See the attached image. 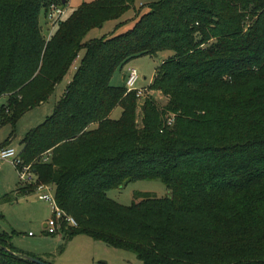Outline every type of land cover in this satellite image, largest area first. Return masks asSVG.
<instances>
[{
  "label": "trees",
  "instance_id": "trees-1",
  "mask_svg": "<svg viewBox=\"0 0 264 264\" xmlns=\"http://www.w3.org/2000/svg\"><path fill=\"white\" fill-rule=\"evenodd\" d=\"M135 1L82 4L46 41L41 12L61 0H0V127L46 102L85 50L53 115L20 143L77 223L61 232L142 264H264V0H160L128 32L85 42ZM163 52L148 91L166 103L146 99L139 124L136 92L111 82ZM144 180L171 198L138 193L125 207L108 197ZM23 256L50 264L0 234V264H34Z\"/></svg>",
  "mask_w": 264,
  "mask_h": 264
},
{
  "label": "rangeland",
  "instance_id": "rangeland-1",
  "mask_svg": "<svg viewBox=\"0 0 264 264\" xmlns=\"http://www.w3.org/2000/svg\"><path fill=\"white\" fill-rule=\"evenodd\" d=\"M97 0H68L64 6L67 15L62 21L67 20L70 15L82 4H88ZM160 0H136L135 6L125 13L118 21H110L102 28L93 29L85 38V42L100 40L118 36L133 29L141 16L150 11V5ZM61 21V22H62ZM60 24V23H59ZM59 24L52 26L45 19L42 11L40 25L42 35L46 41L58 31ZM171 55V52L160 53L157 57H141L131 61L123 69L118 70L113 79L112 85L124 87L123 76L129 68H134L140 75L137 84L138 89H148L155 77V74L162 62ZM85 50H81L78 58L70 68L68 74L57 85L49 99L41 105L25 113L13 127L10 123L0 127V146L12 142V146L22 152L21 140L33 129L43 124L53 115L56 106L63 99L68 85L73 81L77 71L74 66L80 67ZM148 98H154L160 105L166 103L160 93L145 91L144 96L138 99V123L141 121V106ZM7 103V98L0 99V107ZM122 113L120 107L116 108L112 119H119ZM20 187L26 188L18 179L15 168L5 163L0 170V234H7L10 237L13 247L21 253L41 257L50 264H142L135 254L123 250L113 249L102 242L94 241L87 235H77L71 240L67 235L59 232L57 235H48L45 225L52 219V207L47 201L40 198L41 192L25 197L19 196L16 190ZM138 193L152 194L158 198L166 197L169 191L160 180H144L128 184L122 190H112L108 197L118 204L128 207L135 201Z\"/></svg>",
  "mask_w": 264,
  "mask_h": 264
},
{
  "label": "built area",
  "instance_id": "built-area-1",
  "mask_svg": "<svg viewBox=\"0 0 264 264\" xmlns=\"http://www.w3.org/2000/svg\"><path fill=\"white\" fill-rule=\"evenodd\" d=\"M67 15V11L62 4H52L46 13V20L52 26L59 24ZM74 66V70L77 71ZM140 75L134 68H129L124 75V82L128 92H136L138 99L143 98L144 89H138L137 84L140 81ZM45 162L47 159L44 160ZM8 163L12 165L18 175L19 181L24 186H35L36 190L41 192L40 198L51 204L53 217L46 224L45 230L48 235H57L61 232L63 225L67 227H77L76 221L67 216L58 206L55 198V188L52 185L43 184L39 181L38 175L34 172L31 164H26L15 148L0 147V169L3 164Z\"/></svg>",
  "mask_w": 264,
  "mask_h": 264
},
{
  "label": "water",
  "instance_id": "water-1",
  "mask_svg": "<svg viewBox=\"0 0 264 264\" xmlns=\"http://www.w3.org/2000/svg\"><path fill=\"white\" fill-rule=\"evenodd\" d=\"M67 1H68V0H61L62 5H66V4H67ZM171 196H172V195H171V193L169 192V193L167 194V197H168V198H171ZM45 227H46V225H45ZM23 258H24L25 260L31 262V263H34V264H44V263H42L41 261H39L38 259L33 258V257H31V256H23Z\"/></svg>",
  "mask_w": 264,
  "mask_h": 264
},
{
  "label": "crops",
  "instance_id": "crops-1",
  "mask_svg": "<svg viewBox=\"0 0 264 264\" xmlns=\"http://www.w3.org/2000/svg\"><path fill=\"white\" fill-rule=\"evenodd\" d=\"M123 81H124V76H123ZM0 147H12V148H14L13 146H12V142L10 141V142H8V143H6L5 145H2V146H0ZM1 169H2V167H1ZM0 169V170H1ZM41 258V257H40Z\"/></svg>",
  "mask_w": 264,
  "mask_h": 264
}]
</instances>
